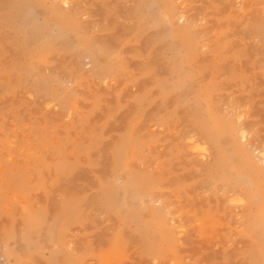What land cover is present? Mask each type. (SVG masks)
I'll return each instance as SVG.
<instances>
[{
  "label": "rangeland",
  "instance_id": "1",
  "mask_svg": "<svg viewBox=\"0 0 264 264\" xmlns=\"http://www.w3.org/2000/svg\"><path fill=\"white\" fill-rule=\"evenodd\" d=\"M164 1L0 0V264H264V0Z\"/></svg>",
  "mask_w": 264,
  "mask_h": 264
},
{
  "label": "bare ground",
  "instance_id": "2",
  "mask_svg": "<svg viewBox=\"0 0 264 264\" xmlns=\"http://www.w3.org/2000/svg\"><path fill=\"white\" fill-rule=\"evenodd\" d=\"M54 1L58 2L59 4H61V6H62L63 8L66 7V8H68V9H69V7H70V4H72V3L69 2V0H54ZM163 1H164V0H163ZM165 1H166V0H165ZM165 1H164V2H165ZM170 1H171V0H170ZM175 1H176V0H175ZM175 1H174V3H175ZM222 1H225V0H222ZM241 1H242V0H241ZM36 2H37V1H36ZM38 2H39V1H38ZM52 2H53V1H52ZM172 2H173V1H172ZM230 2H233V1L231 0ZM230 2H229V3H230ZM235 2H236V1L234 0V2H233L234 5H231V4H230V6H233V7H234V6H235ZM263 2H264V1H263ZM160 3H161V2H160ZM237 3H238V2H237ZM237 3H236V4H237ZM254 3H255V1H254ZM261 3H262V2H261ZM37 4H38V3H37ZM239 4H240V3H239ZM252 4H253V3H252ZM256 4H257V3H256ZM177 5H178V4H177ZM177 5H176V6H177ZM253 5H254V4H253ZM237 6H238V5H236L235 7H237ZM163 7H164V6H163ZM166 7H167V6H166ZM179 7H180V5H179ZM260 7H261V6H260ZM180 8H181V7H180ZM263 8H264V7H263ZM71 9H72V8H71ZM150 10H151V9H150ZM185 10H186V9H185ZM185 10H184V11H185ZM256 10L258 11V9H256ZM260 10H261V8H260ZM260 10H259V11H260ZM72 11H73V10H72ZM72 11H71V12H72ZM184 11H183V12H184ZM262 11H263V9H262ZM178 12H181V11H178ZM253 12H254V11H253ZM255 12H256V11H255ZM255 12H254V13H255ZM73 13H74V12H73ZM186 13H187V12H186ZM260 13H261V12H260ZM263 13H264V12H263ZM183 14H184V13H183ZM183 14L181 13V14L179 15V17H178L177 20H178L179 22H181V23L184 24V23L186 22V18H185L184 16H182ZM239 14H241V12H240ZM256 14H257V12L254 14L255 17H256ZM258 14H259V13H258ZM258 14H257V15H258ZM250 15H251V14H249V18H250V19H253V16H254V15L251 16L252 18L250 17ZM260 15H261V14H260ZM260 15H259V16H260ZM262 15H263V14H262ZM262 15H261V16H262ZM162 16H163V15H162ZM239 16H240V15H239ZM159 17H160V16H159ZM166 17H167V16H166ZM189 17H190V16H189ZM245 17L247 18V19H246V21H247V20H248V15H246ZM263 17H264V16H263ZM196 18H197V17H196ZM200 18H201V17H199V19H200ZM240 18H241V17H240ZM164 19H165V18H164ZM187 19H188V18H187ZM189 19H190V18H189ZM194 19H195V18H194ZM250 19H249V20H250ZM165 20H167V19H165ZM197 20H198V19H197ZM203 20H204V18H203ZM254 20H255V19H254ZM254 20H253V21H254ZM59 21H60V20H59ZM62 21H63V19H62ZM178 21H175V23L178 22ZM192 21H193V20H192ZM198 21H199V20H198ZM200 21L202 22V20H200ZM253 21H252V22H253ZM255 21H258V19L255 20ZM190 22H191V21H190ZM193 22H194V21H193ZM195 22H196V21H195ZM248 22H249V21H248ZM250 22H251V21H250ZM196 23H197V22H196ZM196 23H194V24H196ZM245 23H246V22H245ZM254 23H255V22H254ZM177 24H179V23H177ZM171 25H172V24H171ZM174 25H175V24H174ZM196 25H197V24H196ZM190 26H191V25H190ZM190 26H189V27H190ZM187 27H188V26H187ZM192 27H194L193 24H192ZM63 28H64V27H63ZM169 28H170V24H169ZM169 28H168V29H169ZM60 29H62V28H60ZM65 29H66V28H65ZM71 29H72V28H71ZM73 29H74V28H73ZM66 31H67V29H66ZM198 31H199V30H198ZM62 32H63V30H62ZM199 32H200V31H199ZM57 33H58V32H57ZM181 33H182V32H181ZM191 33H192V32H191ZM67 34H69V33H67ZM67 34H64V35H67ZM78 34H79V33H78ZM78 34H77V35H78ZM64 35H63V36H64ZM175 35H176V34H175ZM191 35H193V34H191ZM200 35H201V34H200ZM63 36H62V37H63ZM201 36H202V35H201ZM177 37H178V36H177ZM181 37H182V36H181ZM191 37H192V36H191ZM198 37H200V36H198ZM61 39H62V38H61ZM78 39H80V38H78ZM197 39H198V38H197ZM200 39H201V38H200ZM170 40H171V39H170ZM79 41H80V40H79ZM197 41H198V40H197ZM195 42H196V41H195ZM80 44H81V43H80ZM201 44H202V43H201ZM82 45H83V44H82ZM168 45H169V44H168ZM168 47H169V46H168ZM94 49H95V48H94ZM87 50H88V49H87ZM192 54H193V53H192ZM192 54H191V55H192ZM187 57H188V56H187ZM84 60H85V59H84ZM181 60H182V58H181ZM177 61H178V60H177ZM183 62H184V61H183ZM181 65H182V64H181ZM187 65H188V62H187ZM179 68H180V67H179ZM183 68H184V67H183ZM190 68H192V66H190ZM184 69H185V68H184ZM184 69H183V70H184ZM185 70L188 71V69H185ZM185 70H184V71H185ZM176 71H177V70H176ZM181 71H182V70H181ZM32 72H34V71H32ZM177 72H178V71H177ZM182 74H184V73H182ZM260 74H261V73H260ZM180 75H181V74H180ZM37 78H38V77H37ZM37 78H36V79H37ZM39 79H40V78H39ZM65 79H66V78H65ZM104 79H105V78H104ZM104 79H103V80H104ZM40 80H42V78H41ZM38 82H39V81H38ZM42 82H43V81H42ZM184 83H185V82H184ZM41 84H42V83H41ZM173 84H174V83H173ZM175 84H176V83H175ZM180 84H181V83H180ZM180 84H179V85H180ZM182 84H183V83H182ZM182 84H181V85H182ZM181 85H180V86H181ZM185 85H187V84H185ZM39 86H40V85H39ZM183 86H184V84H183ZM173 87H175V86H173ZM68 89H69V88H68ZM207 90H209V89H207ZM194 91H198V90H194ZM200 92H201V91H200ZM206 94H207V93H206ZM194 95H195V93H194ZM191 96H192V95H191ZM194 99H195V98H194ZM196 99H197V98H196ZM204 99H205V98H204ZM209 99H210V98H209ZM209 99H208V100H209ZM58 100H59V99H58ZM60 100H61V99H60ZM199 100H200V99H199ZM204 101H205V100H204ZM61 102H62V101H61ZM206 102H207V101H206ZM66 103H67V102H66ZM210 103H212V102H210ZM47 104H48V102H47ZM47 104H46V105H47ZM196 104H197V103H196ZM213 104H215V103L213 102L212 105H213ZM48 105H50V103H49ZM212 105H210V106H212ZM219 106H220V105H219ZM196 107H197V106H196ZM231 107H232V106H231ZM234 107H235V106H234ZM204 108H205V107H204ZM206 108H209V107H206ZM211 108H213V107H211ZM191 110H192V109H191ZM193 110H196V108L193 109ZM197 110H198V109H197ZM205 110H207V109H205ZM209 110H210V109H209ZM209 110H207V111L209 112ZM214 110H215V109H214ZM220 110H221V109H220ZM200 111H201V110H200ZM207 111H205V112H207ZM215 111H216V110H215ZM230 111H231V110H230ZM230 111H229V112H230ZM232 111H234V110H232ZM232 111H231V112H232ZM235 111H236V110H235ZM235 111H234V112H235ZM240 111H241V110H240ZM240 111H239V112H240ZM203 112H204V111H203ZM219 112L221 113L222 111H219V110H218V113H219ZM225 112H226V111H225ZM229 112H228V114H229V116L231 117V115H232L233 112H232V113H231V112L229 113ZM237 112H238V111H237ZM239 112H238V113H239ZM214 113H215V112H214ZM228 114H227V115H228ZM230 114H231V115H230ZM235 114H236V112H235ZM197 115H199V114H197ZM201 115H202V114H201ZM203 115H204V114H203ZM207 115H208V113H207ZM243 115H244V114H242L241 116H243ZM208 116H209V115H208ZM223 116H224V115H223ZM229 116H224V117H229ZM234 116H235V115H234ZM241 116H240L239 118H241ZM210 117H211V116H210ZM196 118H198V117H196ZM201 118H202V117H201ZM232 118H233V117H232ZM237 118H238V117H237ZM242 118H243V117H242ZM199 119H200V118H199ZM206 120H207V119H206ZM222 120H224V119H222ZM237 120H238V121H241L242 119H240V120L237 119ZM237 120H236V121H237ZM233 121H234V120H233ZM236 121H235V122H236ZM231 122H232V121H231ZM242 123H243V122H242ZM242 123H241V124H242ZM214 124H215V123H214ZM241 124H240V125H241ZM231 125H232V123H231ZM234 125H235V124H234ZM240 125H239V126H240ZM239 126H238V127H239ZM238 127H237V128H238ZM226 128H227V127H226ZM206 130H207V129H206ZM186 135H187V134H186ZM189 135H190V134H189ZM189 135H188V140H187V141L184 140V142H186V143L189 142V143L191 144V147L189 148V150H188L187 146L185 145L186 148H187V149H186V150H187V151H186L187 153H188V151H190V150L195 151V152H193V153H196V152H197V153L200 154V152H201V153H202V155H200V158H201V156H202V157H203V156H206L207 153L211 152V151H207V150H206V146H204V144L202 143V142H203L202 140H201V142H200L199 140H197V138L195 139V136L192 137V135H194V134H191L190 136H189ZM197 135H200V134H197ZM202 135H203V134H202ZM207 136H208V135H207ZM230 136H231V135H230ZM237 136H238V138L240 139V142L243 141V142L246 144V146L249 145V143H248V137H249L248 129L246 130L244 127L240 126V127L237 129ZM183 137H184V136H183ZM206 142H209V141L206 140ZM249 142L252 143V141H249ZM253 144H255V143H253ZM235 146H236V145H235ZM237 146H239V143H238ZM237 146H236V147H237ZM242 146H243V145H242ZM231 147H232V146H231ZM249 147H250V146H249ZM252 147H253V146H252ZM252 147H251V148H252ZM259 147H260V146H259ZM262 147H263V146H261L260 149H262ZM191 148H192V149H191ZM208 148H209V147H208ZM229 148H230V147H229ZM245 148H246V147H244V149H245ZM251 148H247V149H251ZM253 148H254V152H255L254 154L258 156V157L256 156V157H257L256 159L261 161L260 164L263 165V170H264V154H263L264 151H263V150H259L258 147H253ZM230 149H231V148H230ZM230 149H229V150H230ZM209 150H210V149H209ZM191 152H192V151H191ZM235 152H236V151H235ZM239 152H240V151H239ZM241 152H242V151H241ZM189 153H190V152H189ZM223 153H224V152H223ZM225 153H226V152H225ZM207 155H208V154H207ZM234 155H235V154H234ZM241 156H243L242 153H241ZM237 157H238V156H237ZM241 158H242V157H241ZM253 158H254V157H253ZM208 159H209V158H208ZM208 159H207V160H208ZM210 159H211V158H210ZM202 160H203V159H202ZM207 160L205 159V160H203V161H207ZM227 160H230V159H229V158H226V160H225L224 162H226ZM208 161H210V160H208ZM208 161H207V162H208ZM221 161H222V160H221ZM245 163H246V162H245ZM245 163H243V164H245ZM254 163L256 164V161H254ZM223 164H224V163H223ZM202 165H203V164H202ZM236 165H237V164H236ZM198 166H200V165H198ZM243 166H244V165H243ZM243 166H242V167H243ZM259 166H260V165H259ZM205 167H206V166H205ZM236 167H237V166H236ZM260 167H261V166H260ZM253 168H254V167H253ZM255 168H256V167H255ZM255 168H254V169H255ZM257 168H258V167H257ZM197 169H198V168H197ZM203 169H204V168H203ZM128 170H129V168H128ZM128 170H126V171H128ZM200 170H201V169H200ZM200 170H199V171H200ZM244 170H245V169H244ZM251 170H252V169H251ZM126 171H125V172H126ZM220 171H221V170H220ZM261 171H262V170H261ZM128 173H129V171H128ZM202 173H204V171H203ZM129 174H130V173H129ZM132 174H134V173H131L130 175H132ZM127 175H128V174H127ZM127 175H126V176H127ZM130 175H128V176H130ZM137 175H138V174H137ZM257 176H258V175H257ZM135 177L137 178V176H136V172H135ZM126 179H127V177H126ZM134 179H135V178H134ZM256 179H257V178H256ZM112 180H113V179H112ZM132 180H133V179H132ZM241 180H243V179H241ZM259 180H260V179H259ZM121 181L123 182V180H121ZM121 181H120V182H121ZM135 181H136V179H135ZM120 182H119V183H120ZM124 183H125V181H124ZM241 183H242V182H241ZM259 183H260V182H259ZM259 183H258V184H259ZM120 184H121V183H120ZM246 184H248V183H246ZM116 185H117V184H116ZM228 185H229V184H228ZM243 185H244V184H243ZM248 185H249V184H248ZM250 185H251V184H250ZM110 187H111V186H110ZM218 187H219V186H218ZM223 187H224V185H223ZM128 188H129V191H130V187H128ZM131 188H132V186H131ZM105 189H106V188H105ZM123 189H125V188H123ZM133 189H134V188H133ZM246 189H248V187H246ZM131 190H132V189H131ZM134 190H135V189H134ZM132 191H133V190H132ZM229 191H230V190H229ZM246 191H247V190H246ZM231 193H232V192H231ZM132 194H133V193H132ZM232 194H233V193H232ZM130 195H131V192H130ZM230 195H231V194H229V196H230ZM235 195H236V194H234L233 196L236 197ZM261 196H262V194H261ZM230 197H231V196H230ZM245 197H246V196H245ZM262 197H263V196H262ZM158 198H159V197H158ZM158 198H157V199H158ZM228 198H229V197H228ZM232 198H233V197L229 198L228 201H230V202H234V201H238V202H239V201H243L242 198H241V199H238V198L236 197V198H234V199H238V200H234V199H233L234 201L232 200ZM259 198H260V197H259ZM259 198L257 197V198H255V199L257 200V199H259ZM99 199H100V198H99ZM255 199H254V200H255ZM153 200H155V199H153ZM159 200H160V198H159ZM247 200H248V199H247ZM160 201H161V200H160ZM160 201H158V202H160ZM252 201H253V200H251V202H252ZM100 202H101V201H100ZM124 202H125V201H124ZM145 202H146V201H145ZM161 203H162V202H161ZM240 203H241V202H239V204H240ZM242 203H243V202H242ZM253 203H254V201H253ZM259 203H260V202H259ZM263 203H264V202H263ZM165 204H166V203H165ZM234 204H236V203H234ZM247 204H248V203H247ZM256 205H257V204H256ZM248 206H249V205H248ZM162 207H163V206H162ZM166 207H167V206H166ZM166 207H165V208H166ZM165 208H163V210H164ZM168 208H169V206H168ZM166 209H167V208H166ZM169 209H170V208H169ZM167 210H168V209H167ZM176 212H177V211H176ZM176 212H174V213H176ZM258 214H259V213H258ZM28 218H29V217H28ZM165 218H166V217H165ZM260 218H261V217H260ZM168 219H170V218H168ZM168 219H167L166 221L169 223L170 220H168ZM178 219H179V218H178ZM257 219H258V218H257ZM161 220H162V219H161ZM29 221H30V220H29ZM31 221H32V219H31ZM172 221H173V220H172ZM172 221H171L170 224H172ZM24 222H26V221H24ZM161 222H162V221H161ZM31 223H32V222H31ZM31 223H30V224H31ZM37 223H38V222H37ZM159 223H160V222H159ZM50 224H51V223H50ZM50 224H49V225H50ZM147 225H148V224H147ZM149 225H150V224H149ZM261 226H262V225H261ZM26 227H27V226H26ZM45 227H46V226H45ZM152 227H154V226H152ZM263 227H264V226H263ZM45 229H46V228H45ZM172 229H173V228H172ZM24 230H25V229H24ZM180 230H181V229H180ZM182 230H183V229H182ZM180 232H181V231H180ZM23 233H24V232H23ZM159 233H161V232H159ZM263 233H264V232H263ZM263 233H262V234H263ZM24 234H25V233H24ZM164 234H165V233H164ZM178 234L180 235L181 233H178ZM178 234H177V235H178ZM182 234H183V233H182ZM158 235H159V234H158ZM161 235H162V234H161ZM262 236H263V235H262ZM260 238H261V237H260ZM260 238H258V239L260 240ZM258 239H257V240H258ZM27 243H29V242H27ZM7 247H8V246H7ZM257 248H258V247H257ZM260 248H261V247H260ZM262 249H263V248H262ZM65 250H66V249H65ZM259 250H260V249H259ZM12 252H13V251H12ZM7 253H8V252H7ZM6 255H7V254H6ZM6 255H5V256H6ZM8 257H9V256H8ZM10 257H11V256H10ZM19 258H20V257H19ZM11 259H12V258H11ZM6 263L8 264V262H6ZM170 264H171V261H170Z\"/></svg>",
  "mask_w": 264,
  "mask_h": 264
}]
</instances>
